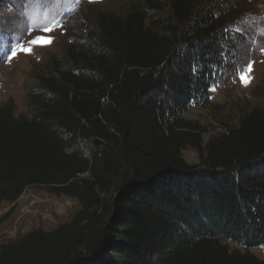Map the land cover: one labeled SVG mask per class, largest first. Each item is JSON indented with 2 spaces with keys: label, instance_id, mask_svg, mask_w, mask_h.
Listing matches in <instances>:
<instances>
[{
  "label": "trees",
  "instance_id": "trees-1",
  "mask_svg": "<svg viewBox=\"0 0 264 264\" xmlns=\"http://www.w3.org/2000/svg\"><path fill=\"white\" fill-rule=\"evenodd\" d=\"M235 9L101 10L64 69L35 73L25 112L0 105V201L39 187L80 205L56 229L1 245L0 264H264L253 252L264 247V105L250 102L206 142L187 117L235 69L234 42L245 41L228 25Z\"/></svg>",
  "mask_w": 264,
  "mask_h": 264
},
{
  "label": "rangeland",
  "instance_id": "rangeland-1",
  "mask_svg": "<svg viewBox=\"0 0 264 264\" xmlns=\"http://www.w3.org/2000/svg\"><path fill=\"white\" fill-rule=\"evenodd\" d=\"M129 1L66 0L59 8L45 13L36 7L35 0L1 1L0 105L13 99L16 112H25L27 91L34 82L35 73L55 63H61L64 69L68 46L79 41L89 44L85 36L91 29L89 26H95L96 14L101 10L124 13ZM230 1L236 5L238 15H234L228 25L232 32L242 35L245 41L234 42L231 57H234L235 69L210 88L209 103L189 108L187 117L198 120L207 129L202 136L204 142L219 131L216 127L220 122L234 124L239 112L258 97L264 105V0ZM44 27L54 29L50 33L53 37L51 44L33 46L31 54L19 53L8 61L9 51L17 42L28 47V41L40 35L39 30ZM249 63L250 82L245 85L239 74L247 71ZM182 156L188 163L199 161L197 152L191 147L183 149ZM79 208L75 197L57 195L39 187L27 189L14 202L0 201V246L17 241L32 230H54L59 224L70 221ZM253 252L264 258L263 246L254 248Z\"/></svg>",
  "mask_w": 264,
  "mask_h": 264
},
{
  "label": "snow or ice",
  "instance_id": "snow-or-ice-1",
  "mask_svg": "<svg viewBox=\"0 0 264 264\" xmlns=\"http://www.w3.org/2000/svg\"><path fill=\"white\" fill-rule=\"evenodd\" d=\"M61 3H66V0H35L36 7L40 10L41 13H45L46 11H52L56 8L60 7ZM58 27H63L62 25H57ZM41 32L40 35L34 36L32 39L28 41L29 46L25 47L23 44H19L17 42L16 46L12 47L9 51V55L7 57L10 62L13 58H15L19 53L31 54L33 46H46L52 43L53 37L50 35L54 31L52 27H44L39 30ZM18 41V38H17ZM251 72V63L248 64V68L246 72H241L240 80L243 84L247 85L250 82V76L248 73ZM215 90V89H211Z\"/></svg>",
  "mask_w": 264,
  "mask_h": 264
}]
</instances>
